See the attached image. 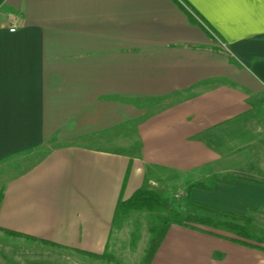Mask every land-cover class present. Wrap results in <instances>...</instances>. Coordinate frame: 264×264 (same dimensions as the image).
Instances as JSON below:
<instances>
[{
	"label": "crops",
	"instance_id": "crops-1",
	"mask_svg": "<svg viewBox=\"0 0 264 264\" xmlns=\"http://www.w3.org/2000/svg\"><path fill=\"white\" fill-rule=\"evenodd\" d=\"M129 122L136 157L96 139ZM35 150L45 155L0 193V233L22 238L0 264L104 263L85 254L107 252L117 203L143 187L182 216L261 214L259 0H0V164ZM188 233L171 225L151 264H264V246Z\"/></svg>",
	"mask_w": 264,
	"mask_h": 264
},
{
	"label": "rangeland",
	"instance_id": "rangeland-1",
	"mask_svg": "<svg viewBox=\"0 0 264 264\" xmlns=\"http://www.w3.org/2000/svg\"><path fill=\"white\" fill-rule=\"evenodd\" d=\"M130 125L127 123V128L123 132H120L119 136L112 137L108 135L106 138H96L104 139L105 146H111L116 149H120V154L126 155L129 157H136L139 155V140L136 135L135 131V123L129 122ZM90 140H87V145H89ZM95 143V142H93ZM100 143L98 145H103ZM45 155L43 150H35L29 153H25L19 156H15L12 161L8 163H1L0 164V193L5 181L13 176H16L26 169H28L31 165H33L36 161H38L41 157ZM243 156H249V154H240L238 156V164L237 169H244L245 173L249 174V168H239V165L244 164L245 162L242 161L240 158ZM262 175H264V170L262 171ZM178 187L175 188V195L181 194V190L179 192ZM144 189L157 193L161 198L162 197L159 193L160 191L156 190H149L146 187ZM167 194L171 196L169 189H167ZM185 195V194H184ZM172 197V196H171ZM176 198V197H175ZM188 199V198H187ZM167 200V199H166ZM179 203L181 204V199H179ZM168 201V200H167ZM169 202V201H168ZM188 206L192 208V204L186 200ZM182 206V205H181ZM189 207V208H190ZM188 211V210H187ZM264 210L262 209L261 214H249L247 215V222L240 221L234 218L229 217H222L217 214L208 213L204 210L198 209H189L187 214H184L183 217L189 216H197L196 218H208L212 224L214 225H199L198 227L207 233H213L219 235L217 237L221 239H225L227 237L229 241L230 239H240L239 234L237 231H233L224 224H232L237 226H242L246 228L247 232L251 235L252 239L247 241L253 245L264 246ZM156 211H130L127 214H117L116 219L113 223V231L110 239L109 249L107 250L106 255H108L111 260H98L103 261L104 263L101 264H145L144 257L146 251L149 247L150 240L152 238L151 234L149 233V229L155 224L153 216L155 215ZM166 216L165 212H157ZM199 234L195 233H188L186 235L187 240H192L196 243H214V245H218L216 242L213 241L211 238L202 237V235L206 233H202L197 230ZM215 235V236H216ZM222 236V237H220ZM9 238V239H8ZM207 238V239H206ZM22 240L21 237L12 236L6 233H0V252L4 257L8 258V254H6V245H11L13 240ZM209 240V241H208ZM232 242V241H231ZM23 250H18L17 253L21 254ZM22 255V254H21ZM96 261V260H95Z\"/></svg>",
	"mask_w": 264,
	"mask_h": 264
},
{
	"label": "trees",
	"instance_id": "trees-1",
	"mask_svg": "<svg viewBox=\"0 0 264 264\" xmlns=\"http://www.w3.org/2000/svg\"><path fill=\"white\" fill-rule=\"evenodd\" d=\"M188 15L189 19L192 21H195L193 16L185 11ZM194 205V204H193ZM196 209L199 208V210L207 211L208 213L217 214L222 217H229L234 218L240 221L247 222L246 216H236L218 209H213L210 207L205 206H199L195 205ZM142 210H148V211H156L155 215L153 216L155 224L149 229V233L151 234L152 238L149 243V247L146 251L145 257H144V263L145 264H151V261L159 248L163 238L166 235V232L168 228L171 225H179L184 226L189 229L193 230H202L198 227L199 225H214L212 222L206 217V218H196L197 216H187L183 217L181 213L177 212L176 210L171 208L170 203L166 200L161 198L157 193L148 191L144 188H141L138 190L129 200L126 201H120L117 203L114 219L115 221L117 214H127L130 211H142ZM165 212L166 216H163L160 213L157 212ZM227 226V228L237 231L239 234L240 239H230L231 241L244 245L249 246L251 248L261 249L259 245H253L248 243L247 241L251 240V235L247 232L246 228L242 226L232 225V224H224ZM212 234V233H210ZM14 236L21 237L19 234H12ZM216 235V234H213ZM218 236V235H216ZM222 237V236H220ZM86 256H89L95 260H111L108 255L104 252L102 255H95V254H85Z\"/></svg>",
	"mask_w": 264,
	"mask_h": 264
},
{
	"label": "snow or ice",
	"instance_id": "snow-or-ice-1",
	"mask_svg": "<svg viewBox=\"0 0 264 264\" xmlns=\"http://www.w3.org/2000/svg\"><path fill=\"white\" fill-rule=\"evenodd\" d=\"M206 3L210 4H224V3H251L255 2V0H204ZM262 9H264V0H259Z\"/></svg>",
	"mask_w": 264,
	"mask_h": 264
},
{
	"label": "built area",
	"instance_id": "built-area-1",
	"mask_svg": "<svg viewBox=\"0 0 264 264\" xmlns=\"http://www.w3.org/2000/svg\"><path fill=\"white\" fill-rule=\"evenodd\" d=\"M10 19H11V21H12L14 24H13V25L11 26V28L9 29V32L13 33V32L16 31V28H15V22H16L17 19H16L15 17H13V16H11ZM220 52H221L222 54L228 52L227 49H225V47H224L222 44H220Z\"/></svg>",
	"mask_w": 264,
	"mask_h": 264
}]
</instances>
